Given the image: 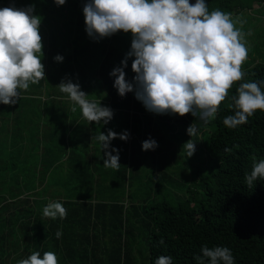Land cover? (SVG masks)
<instances>
[{
  "label": "trees",
  "instance_id": "1",
  "mask_svg": "<svg viewBox=\"0 0 264 264\" xmlns=\"http://www.w3.org/2000/svg\"><path fill=\"white\" fill-rule=\"evenodd\" d=\"M84 2L67 0L57 6L54 0H0L1 8L35 3L36 14L43 18L44 47L39 55L46 72V79L30 84L17 104H0V264H17L34 251L55 252L58 264H134L128 236L138 225L153 227L149 255L141 258V264H154L161 255L171 256L172 264H198L194 257L202 255L204 245L229 248L234 264H264V180L251 187L245 181L252 157L264 159V110L236 128L223 123L234 114L231 97L237 95L239 84L264 80V62L254 59L246 65L244 81L233 85L207 125L191 114L158 115L179 122L183 130H175L169 150L157 147L155 153L177 156L174 165L181 153L185 167L137 181L130 139L111 142L120 150L118 170L103 166L105 151L92 140L109 128L132 134L144 117L145 129L153 124L149 117L155 114L132 92L121 97L109 75L130 50L132 36L121 31L99 41L90 38ZM263 3L206 0L210 12L220 9L233 16ZM57 55L64 57L62 62L54 59ZM131 65L129 59L125 69L129 81L136 75ZM65 79L79 83L90 101L110 107L113 119L107 125L90 123L78 106L73 112V103L57 87ZM193 123L208 132L202 138L188 137L187 128ZM191 139L196 151L189 157L182 146ZM145 140L140 135L137 143ZM112 181L118 187L128 185L126 200L98 199ZM140 187L143 193L137 191ZM56 201L66 208V218L43 215L44 207Z\"/></svg>",
  "mask_w": 264,
  "mask_h": 264
},
{
  "label": "clouds",
  "instance_id": "2",
  "mask_svg": "<svg viewBox=\"0 0 264 264\" xmlns=\"http://www.w3.org/2000/svg\"><path fill=\"white\" fill-rule=\"evenodd\" d=\"M63 6L67 0H54ZM83 13L85 31L95 41L111 37L121 31L131 33V48L119 66L109 73L114 77L113 87L121 97L132 92L147 111L157 115L191 114L207 125L215 119L218 109L228 97L236 82L244 81L246 72L242 65L248 59L246 35L242 31L246 23L241 16L233 17L220 9L209 11L206 0H85ZM42 17L36 14L35 3L23 8H0V104L15 105L29 90L30 84H39L46 79L41 35ZM239 25V27H237ZM62 62L64 57H54ZM132 59V81L126 79L125 69ZM81 110L82 117L90 123L107 125L114 117V111L101 102L90 101L79 83L71 79L57 85ZM237 95L231 97L234 114L223 119L228 128H236L248 122L257 110H264V80L242 82ZM192 138L198 134L195 123L187 128ZM127 141L130 132H97L92 136L105 151V168L118 170L119 149L113 148L114 139ZM158 143L149 137L142 142L144 151L155 150ZM191 157L196 143L187 141L183 146ZM110 149V150H109ZM226 151H231L226 149ZM113 153H116L113 155ZM250 173H245L246 184L264 180V159L252 157ZM48 218L64 219L67 210L59 201L50 202L43 209ZM56 238L62 231L55 233ZM163 239L160 244H163ZM202 255L194 257L198 264H234L229 248L207 245L201 248ZM17 264H58L55 252L41 255L34 251ZM154 264H172L171 256L161 255Z\"/></svg>",
  "mask_w": 264,
  "mask_h": 264
},
{
  "label": "rangeland",
  "instance_id": "3",
  "mask_svg": "<svg viewBox=\"0 0 264 264\" xmlns=\"http://www.w3.org/2000/svg\"><path fill=\"white\" fill-rule=\"evenodd\" d=\"M238 16H241V18L246 21V23L243 25L242 31L245 33L251 32V35L245 36V40L247 41L246 46L248 48V59L242 65L243 70L246 65L248 63H252L254 59L264 62V3L260 6H257V8L252 12L243 13L242 15ZM237 27H239V25H237ZM149 119L153 120V124L145 129L143 122L147 123L148 118L144 117L140 121L141 123L135 126L137 131L133 132L132 134L130 133V140L128 142L130 147L129 151L134 155V159L131 160L133 163V169H135L134 172L137 175L135 176L137 181L140 180L141 177H153L154 174L161 176L163 173L172 174L175 172H181L177 169L180 167H185V160L180 156L181 153L177 158L178 163L174 165L177 156L172 155L169 152L158 155L155 153V150L144 151L142 149V145L137 143V138L140 135L146 139L151 137L157 141L158 147H162L163 150L167 151L170 149L168 145L171 144L169 139H173L175 136V130L177 132L183 130L179 122H167L166 116L159 117L157 114H155L154 116H150ZM170 120H173L172 116ZM207 132V129L198 130L197 135L202 138ZM163 159H165V163H163ZM103 188H106V186ZM102 191L98 193V199L109 203H112L114 200L118 199L126 200L129 193L128 185L118 187L114 181H112L107 190H105L107 192L106 194H103ZM137 191L143 193L144 188L140 187ZM152 229L153 227L145 229L138 225L135 231L129 234L128 239L132 247L130 252L133 253L132 257L134 264H141V258L148 257L151 239L150 232Z\"/></svg>",
  "mask_w": 264,
  "mask_h": 264
}]
</instances>
